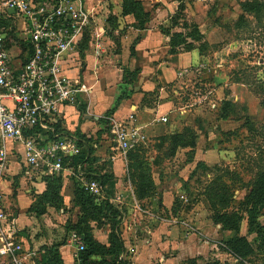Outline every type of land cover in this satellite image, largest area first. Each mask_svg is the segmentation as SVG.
Wrapping results in <instances>:
<instances>
[{"label":"rangeland","instance_id":"obj_1","mask_svg":"<svg viewBox=\"0 0 264 264\" xmlns=\"http://www.w3.org/2000/svg\"><path fill=\"white\" fill-rule=\"evenodd\" d=\"M141 1L144 8L160 11L162 14L160 22H164L157 26L162 38L163 36L166 38L164 41L166 43L161 47L162 49L154 50L152 55L154 57L151 59L160 60L174 53L177 61L186 60L187 62L188 56H192L191 62L188 61L182 67H176L174 80L167 81L163 85L165 92L174 90L179 92L173 95H176L174 100L180 109L166 115L168 121H165L160 133L163 135L150 142H140L127 151L115 143L109 132V126L114 120V117L109 116L110 114L100 116L101 122H96L93 118L95 114L88 108L87 114L93 115L88 132L93 138L89 140H87L88 137L85 139L80 136L81 129L74 126L75 121L64 120L63 126L72 132V136L79 143L76 145L75 141L70 142L74 144L70 145L74 149L70 151V154H75V157L71 159H75L76 163L69 164V167L63 171V176L52 175L54 178L48 180V190H51L49 184L54 182L57 192L45 205V208L48 204L49 207L44 216L36 218L35 234L40 238L45 236V220L47 219L60 225L64 234L68 233L72 236V233L78 232L81 237H84L85 232L78 229L83 218L79 205V191L82 189L87 191L85 186L90 183L86 179L92 180L88 176L93 175L100 183V190H94L96 201L100 203L103 200H109L104 187L111 175L104 172L108 170L110 156L120 153L125 155L127 152L130 160H136L139 165L134 167V170L140 182L139 174L145 178L143 163L151 156L156 157V162L151 163L152 166H148V163L146 165L150 171L156 170L153 175L158 181H166L165 172L176 175L178 193L172 209L168 210L158 203L156 210H151L160 219L170 221L176 227L177 238H179L176 254H180L179 252L184 249L181 246L180 235H185L186 241L195 248L200 243H205L210 248V252L205 257L198 258L199 264H214L218 260L219 264H264V238L258 237L256 233L249 234L247 221L244 222L248 218L246 198L256 185L258 178L264 173V0ZM248 3H258L260 8L250 10L248 6V9H245ZM119 21L120 23L116 22V25L113 20L111 21V24L115 26L114 31L109 34L110 42L107 41L108 43L105 44V52L103 51L100 59L105 60V64L108 65L114 63L119 65L117 58H121L122 39L129 30L125 17L119 16ZM94 25L95 23L88 27L84 38L89 35L95 36ZM133 40L135 41L134 38L126 41L128 46L132 45ZM79 48L81 60H86L87 54L94 53V45L91 43L86 45V48L82 45ZM136 74L133 76L136 77ZM199 108L201 111L197 113L196 110ZM87 120L81 115L78 121L84 123ZM197 123L202 125L203 133L207 134L206 140L210 136L207 129L215 130V139L208 141V146L213 144L214 140L218 147L216 149L221 151L222 158L218 163L212 162L210 165L200 163L194 168L187 169L186 165L190 163L193 151L187 153L185 150L188 147L174 146V142L170 139L163 142V137L168 132H171L168 135H173L179 132L184 133L187 128L193 130ZM238 126L245 127L246 130L242 131ZM92 146L94 147L91 152ZM75 149H79V153H75L77 151ZM95 151H98L99 158L93 155ZM80 167L81 172L86 173L85 175L79 171ZM91 171H93L92 175L89 174ZM36 174L42 177L45 172ZM182 174L183 176L179 177ZM148 181L149 178L146 183ZM17 186L22 192L25 188L24 193L35 201V208H37L40 189L22 180ZM150 191L147 189L145 192L150 195ZM10 200H12L11 197ZM117 206L113 204L114 209L118 211L117 214L107 211V215L101 220L92 221L89 234H92L93 230L101 234L106 233L109 236L108 240L111 241L110 237L115 230L118 229L121 232L125 215L122 213L123 208H117ZM39 207V210L43 209L41 205ZM218 212L233 216L234 219L241 217L242 232L255 247L254 254L243 261H238L223 250L221 241L225 240V235L221 231L222 226L220 228V224L214 219V215ZM32 213L36 216L34 209L27 214L30 217ZM196 218L204 221L205 225L199 228L195 224ZM260 219L261 224L264 225V214ZM84 226L82 224L81 228ZM190 234L194 237L188 241ZM18 236L21 237L20 233ZM73 252L79 264L80 251L77 248ZM30 262L31 264H55L56 257L54 252H49L46 256H40L37 253L32 256ZM180 262L190 264L189 259H183Z\"/></svg>","mask_w":264,"mask_h":264},{"label":"crops","instance_id":"obj_2","mask_svg":"<svg viewBox=\"0 0 264 264\" xmlns=\"http://www.w3.org/2000/svg\"><path fill=\"white\" fill-rule=\"evenodd\" d=\"M84 6L95 15V36H87V45L90 43L95 45L93 42L96 35L101 34L103 30L104 38L102 42L105 50V44L110 42L108 39L111 35L109 34L113 33L115 27L111 24V21L113 20L115 25L116 22L120 23L119 16L127 19V28L129 30L127 31V35L122 39L121 58H117L119 65L115 63L112 65L105 64V60H100L103 53L99 56L95 52L89 53L86 56V60H81L79 46L84 45L85 36L79 43L77 53L74 52L73 56L63 63L66 76L74 80L79 79L87 88L81 95L80 104L86 106L85 113L81 112L80 109L75 110L70 107L67 110L68 114L65 120L67 122L69 120L71 122L75 121L74 126H77V129H81L80 133L82 137L93 138L92 134L88 133L91 127L89 124L93 116L87 114L89 108L95 114L93 118L96 122H101L100 116L110 114L109 116L114 117V120L119 123H129L130 131H137L140 134L141 142L155 140L163 135L160 133L165 122L161 118L168 117L166 115L180 109L178 103L174 100L176 95H173L179 92H176L177 90L165 92L163 85L167 81L172 82V79L174 80L176 76V67H182L188 61L191 62L192 56H188L189 60L187 62H185L186 60L177 61L174 53L164 56L160 60L151 59V57H154L152 56L154 55V50L162 49L161 47L166 43L164 42L166 38L164 36L162 38V34L158 31L157 26L160 23H164L160 22V17H162L160 16L162 15L160 11H150L145 8V11L150 13V20L144 29H138L134 26L136 20L133 15H123V0H84ZM124 27L126 28V26ZM132 38L135 41L133 40L132 45L128 46V42L126 43V41ZM13 52L17 54L19 52L18 48H14ZM135 73H137L136 77L133 76ZM124 76L126 77L124 78ZM184 111L187 110L184 109ZM196 111L199 113L201 108ZM81 115L85 116V120L88 119L87 122L80 123L78 121ZM238 127L242 131L246 130L245 127ZM193 130L198 136L197 143L195 147L185 148L187 153L193 151V156H190V163L186 165V168H194V166L200 163L207 165H210L212 162L218 163L222 155L221 151L216 149L218 148L217 143L213 140V144L208 146V141L215 139V130L212 128L207 129L210 133L208 140H206L207 134L203 133L201 124H195ZM170 133L168 132L165 135ZM8 148L10 164L6 173L7 179L5 177L1 182V188L5 194V205L9 208L12 218L16 219L18 234L20 233L21 236H18V239L22 242L23 248L26 251L38 253L40 256H46L52 247H54V250L59 252L61 264H78L76 254L73 252L77 250L78 246L73 242L71 234L63 233V228H60V225L46 219L45 236L40 238L35 234L37 231V227H35L36 218L41 215L44 216L49 207L48 204L45 211L41 212L43 209L39 210V205H41L44 194L48 191V180L54 177L37 176L32 171L27 173L26 160L22 153L23 145L8 142ZM93 155L99 158L98 151H95ZM146 160L148 166H152L151 163L156 162V157L151 156ZM107 167L108 170H105L104 173L111 175V177H109V182L104 187L105 194H107L111 203L116 206L118 205L117 208H123L122 213L125 215V223L121 226V235L124 240L125 251L117 259L115 256H107L106 260L111 264L115 262L116 264H178L183 259L205 257L210 252L207 244L200 243L195 248L190 242L186 241L185 235H180L182 240L181 246L184 249L179 252L180 254H176V247L179 246L176 227L170 221L160 219L151 211L152 209L156 210L158 203L168 210L172 209L178 193L175 174L165 172L166 181L161 182L153 175L156 170H149V176L153 175L149 185L151 194L139 197L140 181L137 180L138 174L134 170V162L130 160L127 153L125 155L120 153L110 156V163L107 164ZM89 174L92 175L93 171ZM63 175L64 172L55 176L61 177ZM182 176L183 174L179 177ZM171 177L172 180L170 181ZM20 180L25 181L26 184L30 182L32 187L40 189L38 193L40 200L37 208H35V201L24 193L25 188H23L24 192L19 190L17 185L20 183ZM10 197L12 200H10ZM33 209L36 211V216L32 213V216L29 217L27 213L33 211ZM246 221L245 219L244 222ZM195 224L199 228L205 225L204 221H200L198 218H196ZM221 231L225 235V240L235 235L232 234L235 233L233 231L223 229ZM241 234L246 235L242 232V228ZM91 235L99 242L110 245L108 234H101L93 230ZM192 237L194 236L190 234L187 238L188 241ZM218 254L215 255L218 256ZM99 260H101L100 256H94L90 259L92 263ZM0 264H2V260H0Z\"/></svg>","mask_w":264,"mask_h":264},{"label":"built area","instance_id":"obj_3","mask_svg":"<svg viewBox=\"0 0 264 264\" xmlns=\"http://www.w3.org/2000/svg\"><path fill=\"white\" fill-rule=\"evenodd\" d=\"M94 21L95 15L84 6V0H0L2 264H31L35 255L23 248L18 239L16 219L5 205L1 182L10 164L8 142L23 145L27 173L41 174L44 171V176L57 175L69 164L76 163L71 159L75 154H70L71 150L74 151L70 147L74 144L70 142L76 140L63 124L70 107L79 109L81 95L87 88L79 79L66 76L63 63L77 53L81 39ZM103 32L94 40V52L98 56L104 51ZM14 48H18L17 54L13 52ZM161 120L165 122L167 117ZM56 127L58 129L54 130ZM109 127L115 143L125 151L141 142L140 134L130 131L127 122L114 120ZM79 171H82L81 167ZM86 180L90 183L85 186L88 192L94 195V190H100L97 180ZM71 238L79 251L85 249L78 233H72Z\"/></svg>","mask_w":264,"mask_h":264},{"label":"trees","instance_id":"obj_4","mask_svg":"<svg viewBox=\"0 0 264 264\" xmlns=\"http://www.w3.org/2000/svg\"><path fill=\"white\" fill-rule=\"evenodd\" d=\"M248 6L250 10L260 8L258 3H248L245 5V9H248ZM123 15H133L136 20L134 26L138 29H144L145 25L150 20V13L145 11L141 0H123ZM87 44L88 37L85 39L84 45L82 47L86 48ZM125 77L126 76H124V78ZM79 109L81 112L85 113L86 106L80 105ZM105 122H107L106 119ZM197 137L198 136L194 130L187 128L184 133L180 132L173 135L164 136L163 142L166 139H170L174 142V146L178 145L179 147H195L197 143ZM84 138H86V136ZM87 140H89V138H87ZM92 149L93 148H91V150ZM133 157L135 156L133 155ZM133 162L134 167L139 166L137 165L136 160H134ZM143 166H145V178H142V175L139 174L141 178L140 187L138 190L139 197L146 195L145 191L149 189V185L151 183V177L149 176V168L146 165V162L143 163ZM89 177L90 179L98 180L96 176L93 177L92 175ZM148 178L149 181L148 183H146ZM50 187L51 190H48L44 194L41 201V205L43 204V211L45 209L46 203H48V201L53 198L57 192V188L54 186V182H51L49 184V188ZM79 192V205L81 206V210L83 212V218L81 222L85 226L84 228H81L82 224H80L81 226H79L78 229L79 231H83L86 234L84 237H82V240L85 244V249L80 251L78 257V261L80 262L79 264H111L108 260H106L107 256H115V258L117 259L125 251V244L121 232L118 231V229L115 230V232L111 236L110 245H106L99 242L91 234H89V230H91L90 223L92 221L98 222L99 220H101L102 217H105L107 215V211H111L112 214H117L118 211L114 209L113 204L109 200H103L102 202L98 203L95 199V196L91 195L84 189L80 190ZM245 205L248 207V233H256L258 237L264 238V225L260 222V217L264 214V173H262V175L258 178L256 185L251 190L249 196H247ZM214 219L217 221V223L222 226L223 230L235 232V235L233 237L221 241L223 250L225 252H227L229 255H231L238 261H243L244 259L255 253V247L252 245L247 235L241 234V217L234 219L233 216L218 212L214 215ZM51 252H54L55 254V264H61V259L58 255L59 252L57 250H54V247H52L50 253ZM94 256H100L101 260L92 263L90 259ZM189 263L198 264V259L190 258ZM114 264H116V262ZM214 264H219V262H215Z\"/></svg>","mask_w":264,"mask_h":264}]
</instances>
